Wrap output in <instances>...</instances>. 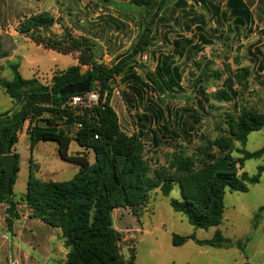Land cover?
Masks as SVG:
<instances>
[{"label": "trees", "instance_id": "trees-1", "mask_svg": "<svg viewBox=\"0 0 264 264\" xmlns=\"http://www.w3.org/2000/svg\"><path fill=\"white\" fill-rule=\"evenodd\" d=\"M131 2L148 11L164 9V4L159 7L157 0ZM188 2L207 10L211 22L215 23L216 37L208 36L203 17L189 12H184L182 16L177 14L180 8L188 7ZM163 11L166 15L162 16L163 12L160 17L158 13L154 16L155 25L157 22L182 25L184 30L190 32V36L181 35L171 40L170 53L158 56L154 73L144 71V75L136 71L135 58L154 45L156 31L152 32L151 28L147 29L151 36L139 35L126 55L113 65L96 61L91 39L95 35L104 40L102 38L106 32L118 34L123 31L125 23L116 17L100 14L101 27L98 33L93 36L90 31L84 33L79 41L72 37L70 42L42 38L40 34L49 32L56 22L54 17L44 14L25 19L17 29L20 34L30 36L59 54L68 56L77 53V64L54 73L49 87L37 85L35 79H25L18 64H11L10 80L0 76V89L18 107L0 113V204L7 205L5 222L12 229L15 222L21 219L18 205H27L33 211L32 218L61 231L69 250L65 264H122L118 253L121 236L114 228L113 212L116 209H130L134 213L141 211L148 206L151 194L157 190L164 196H170L177 186L180 197L170 201L174 211L185 216L196 228H216L224 218L227 192H247L260 182L264 173V166H260L253 176L247 172L239 173L246 161L260 159L264 149L256 152L237 149L241 156H233L236 144L245 147L251 133L264 129V114L246 108L239 109L235 102L238 95L236 85L251 77V70L239 69L238 73H228L224 78L218 72L210 75L222 79L221 89L212 96L205 87L206 73L197 75L195 90L201 98L197 99V106L204 116L206 105L211 100L218 103L234 102L233 112L226 113L224 122L218 125L220 135L215 139L198 133L203 119L196 111L183 109L178 121L173 119L171 123L169 114H165L159 103L161 94L183 91L184 67L177 60L191 61L206 45L212 43L213 38L227 43L231 39L238 40L241 35H251L255 18L264 23V0H175ZM256 52L262 56L261 59L256 53H249L253 63L258 64V74L255 76L264 85V55L260 49ZM83 66L89 68L85 74L81 72ZM197 68L200 71L202 69L199 65ZM116 76L121 77L127 86L122 96L128 111H135L138 131L133 135H128L126 128H122L120 118L110 103L113 90L111 80ZM89 77V92L99 94L98 103L84 116H75L64 107L73 96L61 97L59 92ZM97 83L100 85L99 91ZM44 93L52 94L53 102L49 106L29 100L32 95ZM44 115L48 117L42 119ZM42 121L45 125L40 123ZM26 125L32 148L41 141H55L59 145L60 157L75 164L78 170L70 180L62 182L42 180L30 172L26 193L16 199L13 193L16 173L12 179L11 196L5 195L2 159L6 155H16L14 147ZM75 126L78 128L72 137L69 130ZM74 141L83 152L70 153ZM146 141L155 150L162 147L171 150L165 164L152 168L150 160L144 155ZM90 152L94 153L93 162L89 157ZM189 240L199 246L215 249L235 246L243 252L244 241L233 242L219 230L212 238L203 240L194 236H173L176 247L183 246ZM135 260L133 254L128 264H135Z\"/></svg>", "mask_w": 264, "mask_h": 264}, {"label": "rangeland", "instance_id": "rangeland-1", "mask_svg": "<svg viewBox=\"0 0 264 264\" xmlns=\"http://www.w3.org/2000/svg\"><path fill=\"white\" fill-rule=\"evenodd\" d=\"M157 1V5L161 7L160 5L164 4L165 9L175 0ZM109 3L112 4L108 5ZM187 6L185 9L180 8L177 14L182 16L184 12H189L191 15L203 17L207 24L205 29L208 36L216 37L215 23L211 22L207 10L193 2H188ZM254 8L253 3L252 9ZM164 9L161 11L156 9L157 12L148 11L136 6L131 0H109L108 3L105 0H0V28L2 29L0 76L10 80L12 78L11 64H18L19 71L25 79H35L37 85L49 87L54 73L77 64V53L68 56L59 54L17 31L22 21L40 14L56 19L49 32L40 34L42 38L52 41L70 42V37L79 41L81 37H84V33L89 31L93 36L101 27L98 16L102 13H105L104 16H113L125 23L126 28L118 34L106 32L103 34L104 40L95 35L94 38H90L93 41L91 49L95 59L103 65L116 63L126 55L139 35L151 36L147 30L151 28L152 32L156 31L154 45L136 56L135 69L141 75H144L146 70L154 73L156 58L161 54L170 53V41L177 36H190V32L184 30L182 25H166L159 22L155 25L154 16L158 13L160 17ZM164 15H166L165 12L162 16ZM109 38L111 39L108 41ZM257 49H260L264 55V23L258 22L255 18L251 35L244 37L241 35L238 40L231 39L227 43L213 38L212 43L206 45L202 52L194 56L191 61L177 60L184 67L181 84L183 91L169 92L159 97V103L165 110V114H169V121L172 123L174 119L177 122L178 115L183 109L194 110L203 119L198 133L202 132L204 136L211 139L217 138L220 135L218 125L224 122L226 113L233 112L234 102L218 103L211 100L210 104L206 105L204 116L197 106V99H201L195 90L197 75L206 73L205 87L207 93L212 96L221 89L222 84V79L211 77L213 73L218 72L224 78L226 74L238 73L237 71L243 68L251 70L252 75L247 80L237 83L238 95L235 102L239 109L246 108L264 114V85L261 79L255 76L258 74V64L253 63L250 55V53H256V56L261 59L262 56L256 52ZM9 59H13L11 63H8L11 61ZM198 65L202 68L201 71L197 68ZM88 70L87 66L81 67L82 74ZM96 88L99 91L98 83ZM111 89L113 90L110 103L120 118L122 128H126L128 135H133L138 131L134 118L135 111L129 112L123 96L121 100L115 95V89H118L122 95V92L127 90V86L121 77L116 76L111 80ZM2 93L0 89V113L17 109L16 103ZM71 101L69 99L64 107L75 116H84L95 106L87 101L86 105L90 106L85 104L74 106ZM211 105L212 108H210ZM47 117L48 115H44L42 119ZM40 123L45 125L43 121ZM60 125L63 127V124ZM77 128L78 126L70 128L72 137ZM149 143V141L145 142L144 155L155 169L158 165L165 164L166 156L171 150L167 147L155 150ZM237 149L247 152L264 149V129L251 133L245 147L236 144L234 157L241 156ZM14 150L18 159L14 190L24 194L30 172L42 180L62 182L70 180L77 170L75 164L60 157L57 142L41 141L32 148L30 136L26 131L22 132ZM83 151L75 141L72 142L70 153ZM89 157L93 162L94 153L90 152ZM260 166H264V155L260 159L246 161L239 173L247 172L253 176ZM179 197L176 186L170 196H164L160 190L153 192L148 206L136 213L130 209L114 210L113 225L121 236L118 253L122 264H128L133 254L136 257L135 264H244L246 262L264 264V173L260 182L251 186L247 192H227L224 218L220 226L216 228H196L185 216L174 211L170 201ZM24 205L20 204L18 207ZM19 210L21 219L15 222L12 229H9L5 222L6 209L4 208L0 213V264H14V257H21L18 262L25 264L24 256L28 257V262L31 260L30 264H65L69 250L66 248L61 231L32 218L33 211L27 205ZM217 230L233 242L244 241L243 252L235 246L227 249L198 246L192 240L179 247L173 244L174 235L194 236L203 240L212 238Z\"/></svg>", "mask_w": 264, "mask_h": 264}, {"label": "water", "instance_id": "water-1", "mask_svg": "<svg viewBox=\"0 0 264 264\" xmlns=\"http://www.w3.org/2000/svg\"><path fill=\"white\" fill-rule=\"evenodd\" d=\"M90 84H91V78L89 77L86 81L82 83H79L76 85H70V86L63 88L59 92V96L64 97L66 95L76 96L80 94H86L89 92ZM29 100L31 102L40 103L42 105H47V106L51 105L53 102L51 93H44L41 95H32L29 98ZM2 161H3L4 171H5V186H6L5 195L11 196L12 179L16 173V165H17L18 159L15 154H12V155L4 156Z\"/></svg>", "mask_w": 264, "mask_h": 264}, {"label": "built area", "instance_id": "built-area-1", "mask_svg": "<svg viewBox=\"0 0 264 264\" xmlns=\"http://www.w3.org/2000/svg\"><path fill=\"white\" fill-rule=\"evenodd\" d=\"M115 95L119 96L122 100V95L118 89H115ZM98 99H99V94L97 92L93 91V92H88L82 96H73L71 98V100H72L71 104L74 106H80L83 104L86 105V101H87V102H89V104L92 103L93 105H97ZM90 105H86V106H90ZM78 126H80V125H78Z\"/></svg>", "mask_w": 264, "mask_h": 264}, {"label": "crops", "instance_id": "crops-1", "mask_svg": "<svg viewBox=\"0 0 264 264\" xmlns=\"http://www.w3.org/2000/svg\"><path fill=\"white\" fill-rule=\"evenodd\" d=\"M1 31H2V29L0 28V34H2L1 33ZM9 60H11V59H9ZM13 60V59H12ZM12 60L11 61H9L8 63H11L12 62ZM2 94H4L5 96H7L5 93H2ZM8 97V96H7ZM11 99V98H10ZM12 100V99H11ZM8 111V110H7ZM5 112V111H4ZM1 113H3V112H1ZM27 130V125H26V128H25V130L24 131H26ZM77 170H78V167H77ZM77 170H76V172H77ZM75 172V173H76ZM30 174V173H29ZM28 178H29V175H28ZM27 182H28V179H27ZM15 184H16V181H15ZM15 184L13 185V193H14V195L16 196V199L17 198H19L20 196H22L23 194H24V192H21V191H15L14 190V187H15ZM26 188H27V183H26ZM25 192H26V190H25ZM21 207H24L25 208V205L24 206H19L18 207V210L21 208ZM4 208L6 209L7 208V205L6 204H0V213H1V211L2 210H4ZM26 210L28 211V209L26 208ZM25 210V211H26ZM20 211V210H19ZM24 211V212H25ZM26 211V212H27ZM22 216H25V215H22ZM24 218V217H23ZM30 219H32V218H30ZM33 220V219H32ZM36 220V219H35ZM190 241V240H189ZM192 242H194L193 240H192ZM195 243V242H194ZM196 244V243H195ZM185 245V244H184ZM199 246V245H198ZM176 247V246H175ZM25 250V249H24ZM27 251V250H26ZM32 253V252H31ZM24 255V254H23ZM24 258H25V264H30V261L28 262L27 260H28V257L27 256H24ZM13 259V258H12ZM18 259H21V257L20 258H16V257H14V264H20V262H18ZM23 259V258H22Z\"/></svg>", "mask_w": 264, "mask_h": 264}]
</instances>
